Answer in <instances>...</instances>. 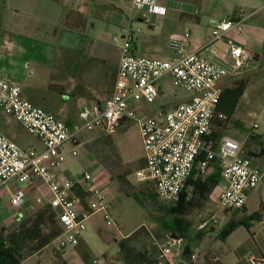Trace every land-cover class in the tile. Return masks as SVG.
I'll return each instance as SVG.
<instances>
[{"label":"built area","instance_id":"2783aa9c","mask_svg":"<svg viewBox=\"0 0 264 264\" xmlns=\"http://www.w3.org/2000/svg\"><path fill=\"white\" fill-rule=\"evenodd\" d=\"M132 8L146 13L140 15L144 22L148 21L147 15H163L166 11L159 0H132ZM261 9L264 10V0ZM255 12L246 15L240 10L231 19H209L208 40L195 50L188 49L189 31L171 34L168 39L171 56L164 60L134 53L132 45L141 29L134 27L135 18L130 16L123 29L119 65L110 96L101 106H82L78 112L80 124L73 127L25 100L17 82L1 79L0 111L37 138L43 148L39 151L33 145L21 147L0 131V199L12 179L21 182L39 180L46 184L47 205L56 212L63 228L57 238L60 250L78 244L88 220L97 212L103 213L107 226L120 231L112 217L109 186H94L89 170L59 182L52 169L64 163V145L80 132L101 130L110 135L125 123L133 122L140 131L145 161L134 177L138 182L153 181L160 200L177 201L194 171L206 175L216 166L220 179L227 184L218 196L216 208L225 211L243 209L248 192L262 182L264 169L253 165L240 142L228 136L213 138L211 133L224 88L222 81L236 76L250 59V54L231 34L241 36L243 24ZM112 40L117 42L119 37L114 36ZM206 51L210 56L204 55ZM166 76L171 78L174 88L190 91L193 95L175 105L160 106L153 115L143 113V105L152 106L157 102L160 82ZM217 118L225 119L222 114ZM253 128H258V124ZM70 153L77 155L75 149ZM200 154L202 158L198 160ZM82 183L84 197L75 198L71 193ZM9 201L14 210H19L26 204V195L17 190ZM212 222L216 223V220ZM206 225L204 222L200 227ZM162 255L169 262L173 260L171 244L162 248ZM195 258L196 255L191 253L188 261ZM249 264H264V257L251 258Z\"/></svg>","mask_w":264,"mask_h":264},{"label":"crops","instance_id":"0c3cea01","mask_svg":"<svg viewBox=\"0 0 264 264\" xmlns=\"http://www.w3.org/2000/svg\"><path fill=\"white\" fill-rule=\"evenodd\" d=\"M162 6L167 11V6ZM135 12L132 0H0V80L17 82L25 100L54 114L70 127L79 125L78 112L82 106H101L111 94L119 65V46L123 29L128 25L130 16L135 18L134 27L141 29L132 45L136 55L141 53L140 56L153 57L163 44L159 39L161 37L158 35L157 25L165 13L148 18L146 32L141 26L142 21L138 20L140 16H134ZM185 31L190 32V39L194 38L195 27L191 30L185 27L180 33ZM114 36L119 37L117 42L112 40ZM195 41L197 43L191 46V50L206 42L205 39L199 38H195ZM166 44L168 46L167 42ZM204 55L210 56V52L206 51ZM150 107L143 105L142 112L153 115L155 111ZM4 115L8 117L4 122L5 128L9 127V122H16L10 116ZM5 130L10 131L11 137H15L11 127ZM91 132L104 134L101 130ZM77 137L78 135L67 142L63 148L65 160H69L70 167L63 166L64 161L62 165L52 169L59 182L67 177L81 175L73 170L76 163L84 168V155L78 158L76 148L86 143L84 144V140L80 142ZM246 139L247 137H244L243 142ZM90 141L91 139L88 140ZM39 143L37 149L40 151L43 146L40 141ZM72 149L76 150V156L71 155ZM252 162L255 167L264 169L263 165H258L253 160ZM86 170L92 172L94 186L110 187L105 170L97 159L88 163ZM226 187V182L219 177V194ZM257 187L264 190V178ZM83 189L82 183L71 194L79 199L83 195ZM17 190L25 193L26 204L23 208L14 210L9 199ZM249 193L244 206L245 212L248 209ZM48 195L47 186L42 181L21 182L12 179L8 188L2 191L0 199V228L17 226L23 217L46 205ZM38 199L41 202H38ZM256 213L262 216L260 222H249L252 224L250 231L253 230L255 235V230L264 225L262 196L254 212L245 217ZM139 228L122 235L116 227L107 226L103 213L97 212L88 220L87 229L80 234L76 246L69 245L60 250L56 239L22 260L20 264H185L183 255L181 259H175L173 247V260L169 262L163 257L162 248L168 244L160 246L158 243H150L151 247L136 249L125 241ZM234 250L235 259L227 257L228 254L225 256V253L214 252V259L209 261L214 264H249L251 258L264 257V239L263 243L257 244L256 247L240 244ZM245 257L248 258L245 260ZM94 260L98 262L94 263ZM199 264L206 262L204 260Z\"/></svg>","mask_w":264,"mask_h":264},{"label":"rangeland","instance_id":"374dc122","mask_svg":"<svg viewBox=\"0 0 264 264\" xmlns=\"http://www.w3.org/2000/svg\"><path fill=\"white\" fill-rule=\"evenodd\" d=\"M159 4L167 6L165 15L160 18L157 25L158 35L161 37L159 39H161L163 44L160 45L159 51L153 54L154 58L161 60L171 56L166 44L171 34L180 33L185 27L190 30L195 27L194 38L191 37L190 46H188L189 50H191V46L197 43L195 38L208 40L207 22L209 19H231L240 10L246 15L256 11L243 24V34L241 36L231 34L244 51L250 54V59L243 65L236 76L227 77L225 81H222V86L229 87L235 81H246L245 92L230 120L225 123L226 127L222 129V135L231 137L240 143L243 142L244 137H247L242 143L244 151L247 149L248 142H251L250 136L256 139L261 138L264 146V10L261 9L262 0H159ZM138 15H146V13H134L135 17ZM179 15H181L180 18ZM150 17L148 15V18ZM141 26L147 32L146 22H142ZM138 55L140 56L141 53H138ZM160 84V96L157 102L150 107L155 112L160 106L175 105L189 99L193 95L190 91L174 88L169 76L164 77ZM7 118L0 112V131L4 135L21 147H23L22 145H33L37 148L40 145L37 138L27 133L16 122L13 124L9 122V127H7L12 128L11 132H13L12 134L15 137H11L9 135L10 131L8 132L5 130L7 128L4 127V122ZM254 124H258V128H253ZM98 134L99 136H97ZM77 135L80 142L84 140V144L86 143L76 148L78 158L84 155V168L76 163L73 170L82 174L88 168V163L94 162V159L101 163V167L105 170L110 184L112 217L119 226L121 234H127L133 229L140 227L137 232L125 240L130 245L135 246L136 249H141L143 246L151 247L150 243H158L160 246L162 244H171L175 250V259H181L184 248L189 244L192 254L196 255V258L192 262L188 261L189 259L185 261L188 262L187 264H199L203 263L204 260L207 262L208 255L214 252L216 254L225 253V256L228 254L227 257L235 259L234 248L236 246L242 244L256 247L257 244L263 243L264 225L255 230L257 232L256 235L253 234V230L248 231L244 226H240L226 240L219 238L220 231L228 223L242 219L254 212L260 196L264 198V190L260 187L250 193L248 192V209L243 212L242 210L225 211L216 208L215 204L219 196L217 186L203 208L193 210L189 214L188 220L191 221L190 240L176 238L173 234H169L166 231V228H171L172 226V214L160 209H150V202L154 201L153 198L146 201L143 195H139V199L136 200L133 196L127 195L125 186H122L120 181L116 179L118 174L129 173L127 174V179L134 186H145V184H139L134 177L135 171L142 166L140 160L143 158L142 138L137 124L127 122L110 135L88 130H84ZM101 137H106V139L101 143L95 142ZM90 139L91 141L88 142ZM92 143L91 151H88L86 145ZM249 146H252V144H249ZM258 158L260 160L255 158L253 161L258 165L264 166V154ZM68 162L69 160L66 159L63 166L69 165L70 167ZM214 170L216 169L210 168L207 173L210 174ZM128 189L127 187L126 190ZM33 201L31 202L33 203ZM158 203L159 205H169V202L164 200H159ZM213 220H216V223L212 222ZM204 222H207V225L201 228L200 226ZM200 233L202 235H199ZM116 236L118 238L117 234ZM247 258L245 257V260Z\"/></svg>","mask_w":264,"mask_h":264},{"label":"trees","instance_id":"16d2710c","mask_svg":"<svg viewBox=\"0 0 264 264\" xmlns=\"http://www.w3.org/2000/svg\"><path fill=\"white\" fill-rule=\"evenodd\" d=\"M245 87L246 81L239 80L235 81L231 87L225 86L223 88L216 108V116L212 121L211 136L213 138L223 136L222 129L226 127L225 123L230 120L245 92ZM218 114H222L225 119L223 121L219 120L217 118ZM249 138L251 142L247 141V149L245 148L246 153L245 151L244 153L252 160L261 157L264 154L263 141L261 138L256 139L253 136ZM104 139L106 137H101L95 142L101 143ZM249 144H252V146H249ZM92 145L93 143L87 144L86 149L91 151ZM201 158L202 154L199 155L198 160ZM140 161L142 162L141 168H143L145 161L143 158ZM212 168L216 169L217 167L214 166ZM214 171L206 175L196 174L194 171L187 181L186 188L179 194L177 201L169 202V205H159L158 201L160 199H158L156 194L155 183L153 181L139 182V184H145V186L141 187L140 185L137 187L127 179V174L129 173L118 174L116 179L120 181L122 186H125V193L127 195L133 196L136 200L139 199V195H143L146 201L153 198L154 201L150 202V209H160L172 214V226L171 228H166V231L169 234L177 235L180 239L189 241L191 221L188 220V216L193 210L203 208L204 204L209 200L212 191L218 186L219 175L217 170ZM127 187L129 188L128 190H126ZM83 197L84 194L80 198ZM241 210L245 212V207ZM261 217L259 213H256L239 220L231 221L220 231L219 238L226 240L240 226H244L250 231L252 224H249V222H260ZM62 230L63 228L57 218L56 212L47 204L34 213L23 217L17 226L7 229L4 227L0 228V264H20L22 260L56 240L61 235ZM199 235H202V233ZM186 247H188L189 254L184 256V260H187L192 253L190 245L187 244ZM211 259H214L213 254L208 255L207 262L205 261L206 264H210L211 261L209 260Z\"/></svg>","mask_w":264,"mask_h":264},{"label":"water","instance_id":"95a60500","mask_svg":"<svg viewBox=\"0 0 264 264\" xmlns=\"http://www.w3.org/2000/svg\"><path fill=\"white\" fill-rule=\"evenodd\" d=\"M139 20L143 22L145 19H144V18H140ZM173 235H174L176 238H179V237L176 236L175 234H173ZM188 254H189L188 247H185L182 255H183V257H184V256H187Z\"/></svg>","mask_w":264,"mask_h":264}]
</instances>
